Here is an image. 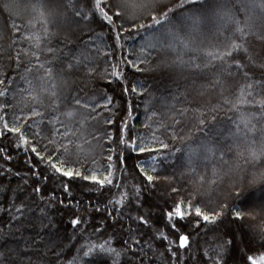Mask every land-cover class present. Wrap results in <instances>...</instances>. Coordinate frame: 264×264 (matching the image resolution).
Wrapping results in <instances>:
<instances>
[{
	"label": "trees",
	"instance_id": "1",
	"mask_svg": "<svg viewBox=\"0 0 264 264\" xmlns=\"http://www.w3.org/2000/svg\"><path fill=\"white\" fill-rule=\"evenodd\" d=\"M136 3L102 0L121 14L109 25L95 0H0V149L12 157L0 154V171L12 169L0 175V264H68L80 245L105 241L121 255L97 250L86 264H250L248 256L264 255V217L253 214L254 202L264 201V0ZM167 9L176 10L171 23L147 27ZM5 124L20 127L42 154L56 140L67 166L84 174L106 175L111 165L114 184L100 190L52 175L30 152L33 143L27 153L18 149V134ZM133 141L157 151L138 154L126 146ZM137 164L156 176L152 184ZM121 192L122 206L109 203ZM176 203H191L185 223L201 225L184 230V249L164 216ZM21 206L31 219L12 221ZM196 206L223 214L206 223ZM41 209L49 228L39 226ZM256 209L264 213V205ZM146 213L149 227L134 219ZM20 223L33 226L16 231Z\"/></svg>",
	"mask_w": 264,
	"mask_h": 264
},
{
	"label": "snow or ice",
	"instance_id": "2",
	"mask_svg": "<svg viewBox=\"0 0 264 264\" xmlns=\"http://www.w3.org/2000/svg\"><path fill=\"white\" fill-rule=\"evenodd\" d=\"M192 2L194 3L195 0H192ZM131 6L133 8H135L137 6L136 0H130ZM185 7V5L183 3L177 5V8L183 10ZM95 10L99 13L100 19L109 25L114 24V18H120V12L119 10H115L113 11L110 7V5H108L107 9L105 7L102 6V0H95ZM175 9H167L166 12L163 13L162 18H157L156 15H152V25H147L148 28H153V25H161L163 27V23L164 22H168L171 23L170 19H169V13L175 12ZM111 13V14H110ZM79 14V13H78ZM82 19H87L88 16L84 15V14H80ZM146 26L144 24H140L138 28H145ZM156 30L154 29V32ZM169 34H171V30L169 29ZM117 41H119L120 36L118 35L116 37ZM148 40H153V39H160V37H155V36H148L147 37ZM150 47L154 46V45H149ZM143 50V49H142ZM69 55H71V53H69ZM79 63V61H77V64ZM129 63H133L131 60H129ZM141 63H143V61H141ZM71 67V66H70ZM137 71H139V68H136ZM111 75L113 77H115L117 80H121L122 79V75L119 71H116L115 69L112 71ZM109 83H111V81H109ZM136 87L132 88L133 92H136ZM125 92L128 91L127 88L124 89ZM108 103H111V97H108ZM4 127L7 129V131L9 133H15L18 134V138H19V143L16 145V147L18 149H23L26 153L29 152V148L28 145L31 142L28 137H26L24 135V132L22 131V129L20 127H9L7 124L4 125ZM0 135H3L2 132H0ZM121 144H125V140L123 138V136L121 137ZM49 143L52 145L51 148H49L48 145H45V149H48V151L45 154H42L41 151L37 150V147L35 146V144L33 143V146L30 148V152L34 153L37 157V159L41 162H43L46 167L50 170L52 175H58L59 177H63V178H67L69 181L73 180V179H80L83 181H87L90 182L92 184L98 185L100 190L105 189L107 186H112L114 184V179H113V171L111 170V165H109V170L107 171L106 175H98L96 172H93L92 174H84L81 170L76 169L74 167H70L67 166L69 165L70 161L68 156L65 154L66 150L64 148L61 147H56L57 141L52 139L49 141ZM127 147L136 150V148L138 147L136 144V141H133L131 144L126 145ZM162 148L165 147V145H161ZM146 151H157L156 149H150V148H145V147H138V154H142ZM53 152H55V155H53ZM0 154L4 155V159L6 161H11L12 157L11 155L7 154L5 152L4 149H0ZM112 157L109 156L108 160H111ZM122 162H124L123 157H122ZM153 166L151 168V172L155 173L157 172V163L159 162V158L157 157H153ZM25 163L28 165L29 170H32L34 167L33 162L29 159L26 160ZM136 168L139 169L141 175L144 176V178L148 181L149 184H152L154 180H156V176H154L153 174H149L146 170L145 167L142 164H137L135 165ZM0 168H2V166H0ZM12 172L11 168H6L3 169L2 171H0V175H7L9 173ZM37 179L40 178L41 173L39 172V170H36L33 173ZM16 175H20V173H16ZM48 176H44V180L47 181ZM25 184H27V181L25 180L24 182ZM117 188H119V185H116ZM35 193H40L41 192V188L40 187H36L34 189ZM63 191L65 193H70L71 189L68 183H64L63 184ZM173 192L176 191V189L172 190ZM135 193L137 198H139L140 193H141V189L140 188H136L135 189ZM127 198V193L125 192H121L119 198L115 199L114 201H109V203H114L116 205H123L124 204V200ZM63 203V202H61ZM142 205H137V207H140ZM192 209V204L189 203L187 206V209H184L182 207L181 203H176L174 208H172L169 211H166L164 213V216L168 222V225L170 227V230L172 232V234L179 236V247L181 249L186 248V246L189 244V236L187 234H184V230L188 227H193V228H199L201 225L197 222L195 224H191L189 225V223H185L187 217L191 216L193 213L191 211ZM96 211H100L99 208L96 209ZM223 214V212H219V213H215L213 215H209L207 212L203 211L201 207L196 206L194 208V215L197 218H200L202 221L206 222V223H214L218 220V218ZM149 215L150 213H146L144 215H138L137 217H135L134 219H136L138 221V223L140 225H143L144 227H149L150 223H149ZM46 215H45V210L41 209L40 210V215L37 218L39 221V226L41 229L43 228H49L51 225V221H49L48 224H44V219H46ZM233 218L235 220L238 221H242L243 217L240 215V213L238 211H234L233 212ZM30 220V217H25L24 215V211H23V206L21 207H16L15 208V212L11 214V220L12 221H22V220ZM81 223L80 219H72L70 221V225L72 227V229H76V227ZM32 224H28V223H20L19 226L16 228V231H20L21 228H26V227H32ZM158 238H163L165 240L168 239V237L161 232L160 233V237ZM72 239H75V236L72 237ZM136 243H139V241H136ZM171 243V242H170ZM228 243H231V241H228ZM125 244H127V241H125ZM99 251L101 253H106L108 255L111 256H116L119 257L121 255L120 252H118L114 247L111 246V241H105L104 243H99V244H93V243H87V244H82L80 245V247H78L76 249V255L73 256L72 260L68 262V264H86V261L88 258H90L94 252ZM226 245L225 244H221L219 245V251L223 252L226 251ZM127 251H129L131 253L132 256L137 255V252L134 248H128ZM169 251H171V249H169ZM173 256H175L176 254L173 252L172 253ZM57 256H59V254H57ZM262 257H264V255H261ZM248 261L250 262V264H259V261L254 258L253 256H248ZM129 264H132V261L129 260Z\"/></svg>",
	"mask_w": 264,
	"mask_h": 264
},
{
	"label": "rangeland",
	"instance_id": "3",
	"mask_svg": "<svg viewBox=\"0 0 264 264\" xmlns=\"http://www.w3.org/2000/svg\"><path fill=\"white\" fill-rule=\"evenodd\" d=\"M257 180H254V182L251 184V186H248L247 188H250V187H253L254 186V184H256L255 182H256ZM250 183V182H249ZM264 205V201H262V202H254V204H253V214H254V216H258L259 218H261V217H264L263 216V214L264 213H262V211L261 210H258V209H256V208H258V207H262V205ZM256 259L259 261V264H264V257H256Z\"/></svg>",
	"mask_w": 264,
	"mask_h": 264
}]
</instances>
